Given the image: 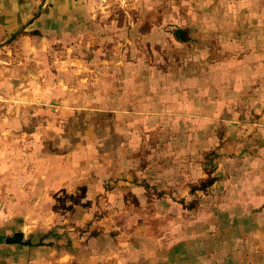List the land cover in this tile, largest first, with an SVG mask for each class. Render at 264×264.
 <instances>
[{
  "label": "crops",
  "instance_id": "obj_1",
  "mask_svg": "<svg viewBox=\"0 0 264 264\" xmlns=\"http://www.w3.org/2000/svg\"><path fill=\"white\" fill-rule=\"evenodd\" d=\"M109 5L0 0V264H264V0H181L165 69L90 46ZM62 201L84 231L29 240Z\"/></svg>",
  "mask_w": 264,
  "mask_h": 264
},
{
  "label": "rangeland",
  "instance_id": "obj_2",
  "mask_svg": "<svg viewBox=\"0 0 264 264\" xmlns=\"http://www.w3.org/2000/svg\"><path fill=\"white\" fill-rule=\"evenodd\" d=\"M109 7L110 8L107 12L96 14V17L94 18V20L97 21V24L92 28L94 31L93 37H97L100 41L99 43H94V45L90 46H94V48L101 47V49L97 51L100 54L105 50L108 53L111 52L115 54L120 47L125 48L126 53L129 54L135 52L145 54H149V52L162 53L163 58L158 61V64L159 69H165L167 58L163 52L171 49L173 45H167L165 42L158 43L156 49L154 50L151 49L148 43L137 42V40L143 37L144 34L153 30L155 35H162L165 38L171 39L172 42H175L174 40L179 38L175 36V30L177 28L181 29L182 23L181 0H110ZM133 39H135L136 42H134ZM98 89L99 88H95L96 91H98ZM133 91L134 88L127 90V93H131ZM98 92L100 93V91ZM69 93V90L64 92L67 96L70 95ZM74 97H77L75 101H78V103L82 102L85 98L84 88H77V91L74 93ZM0 102L2 103L0 112L4 110L6 111L7 105L10 101ZM50 104L54 105L53 102ZM30 111L32 112L33 110ZM61 116L64 118V115ZM61 123L63 124L64 121L61 120ZM66 127H68L67 124L62 126V128ZM153 134H155V137L158 139L162 138L165 134V127L160 125ZM158 147H161V145L159 144ZM141 165L145 166L146 163H141ZM142 180H145V178ZM199 185L200 181L199 183H191V189L194 191V187ZM147 191L150 193V195L148 194L147 196H153L151 193L158 192V195L161 196L165 190L155 189ZM194 194H197V192H194ZM192 202L193 201H191V203ZM130 207L133 208L131 205ZM141 207L147 211L151 206L146 205ZM70 208V205L63 203V201L62 204H43L37 206L34 213H31L29 221L32 228L31 234H35L36 232L39 236H34L35 238L30 236L29 240L37 242L42 241L43 239L54 240L63 235V238L67 240L66 243H69V231L82 233L84 228L76 225V222L71 220L69 211ZM103 209L106 210L108 208L106 206L99 205V208L97 207V211L94 213V216L102 215L101 213ZM99 210H101L100 213ZM90 223L91 221L85 222L87 226H89Z\"/></svg>",
  "mask_w": 264,
  "mask_h": 264
},
{
  "label": "trees",
  "instance_id": "obj_3",
  "mask_svg": "<svg viewBox=\"0 0 264 264\" xmlns=\"http://www.w3.org/2000/svg\"><path fill=\"white\" fill-rule=\"evenodd\" d=\"M213 180H214L213 176H208L204 180H201L200 185L197 186V187L203 188V187H205L207 185H210L213 182ZM194 188H196V187H194Z\"/></svg>",
  "mask_w": 264,
  "mask_h": 264
},
{
  "label": "water",
  "instance_id": "obj_4",
  "mask_svg": "<svg viewBox=\"0 0 264 264\" xmlns=\"http://www.w3.org/2000/svg\"><path fill=\"white\" fill-rule=\"evenodd\" d=\"M175 36H177V37H180V36H181V29H180V28H177V29L175 30ZM17 233H20V232H15L14 235H16ZM10 240H12V238H10V236H6V237L4 238V241H10ZM0 241H1V239H0Z\"/></svg>",
  "mask_w": 264,
  "mask_h": 264
}]
</instances>
